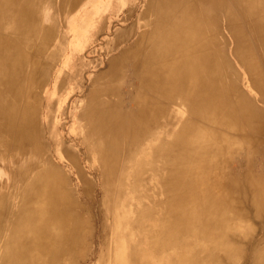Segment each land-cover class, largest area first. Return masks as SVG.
I'll use <instances>...</instances> for the list:
<instances>
[{"label":"bare ground","instance_id":"bare-ground-1","mask_svg":"<svg viewBox=\"0 0 264 264\" xmlns=\"http://www.w3.org/2000/svg\"><path fill=\"white\" fill-rule=\"evenodd\" d=\"M78 1L0 0V264H264V0Z\"/></svg>","mask_w":264,"mask_h":264},{"label":"rangeland","instance_id":"rangeland-1","mask_svg":"<svg viewBox=\"0 0 264 264\" xmlns=\"http://www.w3.org/2000/svg\"><path fill=\"white\" fill-rule=\"evenodd\" d=\"M86 1L87 0H79L75 4V6L72 7L73 9L71 11H66V12H68L67 14L66 13L64 14L66 19H68L72 15L76 14L77 12H79V10L84 5V3H86ZM121 17H122V15H120V17H118V18L117 17H113V19H106L104 21V23L101 24L100 28L98 30H96V34L94 35V40L90 44L91 46H89L90 48L87 47L83 51L87 55H89L88 53L90 51H95V53L89 55V58H88L89 59L88 61L91 63V65H96V64H98L100 62H103V63L106 62V60H107V55L105 54L106 45L114 37V33L121 28V26L119 25L120 24L119 20H120ZM108 23H109V25H108ZM105 40H107V41H105ZM101 56H102V58H101ZM59 64H60V62H59ZM103 68H105V64L103 65ZM50 84H51V81H50ZM83 98H84V95L80 94V93H71L69 95L67 106H66L67 110H68L67 111L68 112V114H67L68 116H67V119H66L68 128L73 124V119H72L73 117L70 115L69 111L71 112L72 109H74V106L76 105V102H81L83 100ZM154 197H156V196H154ZM131 201L133 202L134 200H131ZM134 209H135V207L134 206L132 207V205L130 207H128L127 219L128 218L131 219V217L133 215H135V216L137 215V213L134 212ZM131 211H132V214H129V213H131ZM152 223L154 224V222H152ZM152 223H150V224H152ZM259 224H260V222H255L254 225H253V228H255V231H256L254 233V235L256 237H258L260 235V233H261L260 232L261 229L259 228ZM93 227H94L93 228V232L95 234L93 233V239L90 241L91 242L90 243L91 244L90 253L88 254V257H86V259L82 262V264H100L99 256L105 254L106 253L105 251L109 250V248H110V250H109L110 255H112V253L114 252V246H116V252L112 256L113 260H115L117 262L121 261L123 263H124L125 259H126V261L128 260L129 253H128V246L126 245L127 241H126L125 238H123L122 240L119 241V243L116 244V241H114L112 239L113 236L109 237L111 234L107 233L100 223L95 224ZM127 230H129V236L134 238L133 232H131L132 228L129 227V228H127ZM106 233H107V235H106ZM126 238L128 239V236H126ZM110 240H111V243H110ZM136 240H137V237L134 238V241H136ZM257 241H256V244H257ZM112 242H114L115 244L112 243ZM96 247H98V249ZM135 247H137V242L135 244ZM100 249H102V250H100ZM160 260H161L160 262H163V261L166 262V260H165L163 255H161ZM164 262H163V264H164ZM156 264H160V263L157 262Z\"/></svg>","mask_w":264,"mask_h":264}]
</instances>
